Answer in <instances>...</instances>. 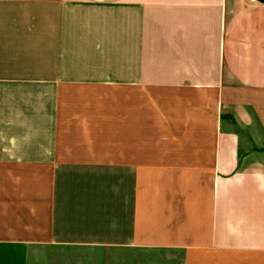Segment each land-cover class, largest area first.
Here are the masks:
<instances>
[{
  "label": "crops",
  "instance_id": "1",
  "mask_svg": "<svg viewBox=\"0 0 264 264\" xmlns=\"http://www.w3.org/2000/svg\"><path fill=\"white\" fill-rule=\"evenodd\" d=\"M113 249L264 264V0H0V264Z\"/></svg>",
  "mask_w": 264,
  "mask_h": 264
},
{
  "label": "rangeland",
  "instance_id": "2",
  "mask_svg": "<svg viewBox=\"0 0 264 264\" xmlns=\"http://www.w3.org/2000/svg\"><path fill=\"white\" fill-rule=\"evenodd\" d=\"M47 256L45 254L35 255V264L42 263L43 258ZM52 256V255H51ZM54 256L59 257L63 261H79L83 259L82 253H63L54 254ZM105 257V258H104ZM89 258V257H88ZM108 260L114 264H159L168 262L170 264H181L182 256L179 254L170 253H158L153 251H132L125 249H113L108 251L107 257L103 254L91 255L88 260ZM84 260V259H83ZM167 264V263H166Z\"/></svg>",
  "mask_w": 264,
  "mask_h": 264
}]
</instances>
